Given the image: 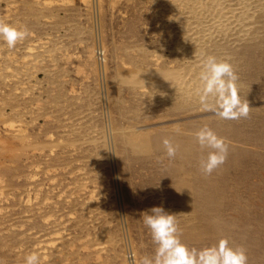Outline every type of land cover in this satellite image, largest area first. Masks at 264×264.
Listing matches in <instances>:
<instances>
[{
	"label": "rangeland",
	"instance_id": "374dc122",
	"mask_svg": "<svg viewBox=\"0 0 264 264\" xmlns=\"http://www.w3.org/2000/svg\"><path fill=\"white\" fill-rule=\"evenodd\" d=\"M0 19L29 32L0 41L3 264L32 251L41 264H140L153 207L190 248L226 237L264 264V0H0ZM208 55L233 65L247 118L199 105ZM204 125L229 145L211 175Z\"/></svg>",
	"mask_w": 264,
	"mask_h": 264
},
{
	"label": "clouds",
	"instance_id": "9594fccd",
	"mask_svg": "<svg viewBox=\"0 0 264 264\" xmlns=\"http://www.w3.org/2000/svg\"><path fill=\"white\" fill-rule=\"evenodd\" d=\"M28 35L26 28L0 19V41L8 49H14ZM238 79L229 60L214 55L204 57L200 62L198 84L194 90L201 108L223 120L247 118L250 107L239 95ZM176 131L179 132L180 129L177 128ZM194 137L204 153L199 161L200 170L204 175H211L226 162L229 145L225 138L208 125L200 127ZM162 145L167 157L174 159L179 145L168 137L162 140ZM141 215L155 250L153 255L143 256L140 264H248L246 250L242 246H232L226 237H221L211 246L190 248L181 239L175 215L165 211L163 207H153ZM24 264H41V257L36 251H32L25 255ZM130 264H136L135 254L130 258Z\"/></svg>",
	"mask_w": 264,
	"mask_h": 264
},
{
	"label": "bare ground",
	"instance_id": "6f19581e",
	"mask_svg": "<svg viewBox=\"0 0 264 264\" xmlns=\"http://www.w3.org/2000/svg\"><path fill=\"white\" fill-rule=\"evenodd\" d=\"M231 1V0H230ZM233 3V2H232ZM236 4V3H235ZM219 12V11H218ZM219 25V24H218ZM224 25V24H223ZM208 30V29H207Z\"/></svg>",
	"mask_w": 264,
	"mask_h": 264
}]
</instances>
